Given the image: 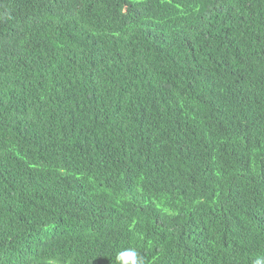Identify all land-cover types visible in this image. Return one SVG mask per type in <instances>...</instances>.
Instances as JSON below:
<instances>
[{
	"label": "trees",
	"instance_id": "16d2710c",
	"mask_svg": "<svg viewBox=\"0 0 264 264\" xmlns=\"http://www.w3.org/2000/svg\"><path fill=\"white\" fill-rule=\"evenodd\" d=\"M126 250L264 264V0H0V264Z\"/></svg>",
	"mask_w": 264,
	"mask_h": 264
},
{
	"label": "clouds",
	"instance_id": "9594fccd",
	"mask_svg": "<svg viewBox=\"0 0 264 264\" xmlns=\"http://www.w3.org/2000/svg\"><path fill=\"white\" fill-rule=\"evenodd\" d=\"M117 259L123 261V264H127L129 259L132 260V264H144L143 258L138 257V254L134 250H126L120 253ZM257 264H262V262L258 260Z\"/></svg>",
	"mask_w": 264,
	"mask_h": 264
}]
</instances>
